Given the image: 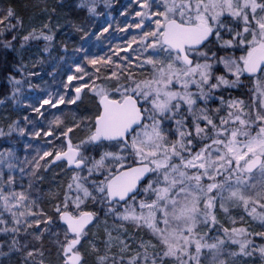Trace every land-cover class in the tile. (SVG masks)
Segmentation results:
<instances>
[{"label":"snow or ice","instance_id":"6c2138e0","mask_svg":"<svg viewBox=\"0 0 264 264\" xmlns=\"http://www.w3.org/2000/svg\"><path fill=\"white\" fill-rule=\"evenodd\" d=\"M133 2L121 12L132 15L117 28L122 36L104 37L111 24L93 34L107 50L89 39L63 92L29 105L47 121H30L31 135L49 138V147L22 161L10 148L0 152V234L17 251L21 234L41 244L54 236L59 264H87L88 255L93 264L264 261V0ZM79 7L96 14L91 0ZM22 27L14 6L0 7V36L12 33L4 49L18 52ZM20 40V49L43 41L47 51L55 32L49 21ZM8 79L15 100L23 81ZM245 89L248 102L233 96ZM86 91L89 114L69 125L59 106L76 105ZM53 166L67 179L48 191L45 208L33 181ZM26 257L45 264L42 248Z\"/></svg>","mask_w":264,"mask_h":264},{"label":"rangeland","instance_id":"374dc122","mask_svg":"<svg viewBox=\"0 0 264 264\" xmlns=\"http://www.w3.org/2000/svg\"><path fill=\"white\" fill-rule=\"evenodd\" d=\"M7 1L8 0H0V7L6 8ZM62 1L64 0H40L37 3L39 5L35 7L34 9V12L31 11L28 19L23 20V27L18 28L16 30L17 41L15 43V46L18 52H15V53L16 55L20 57L21 64L26 65V68L23 70L22 73L20 71H17L18 75L20 76L19 80L23 81V83L18 86L21 88V92L17 94V98L15 100L12 99L11 84H10L8 85L10 89L9 94L6 96H2L0 100L2 101V103H0V131H2L5 134H8L10 132V126L13 129H16L14 131H11L10 135H0V152H3L6 148H10L16 154L15 147L24 148L25 145H31V147H27V148L31 151L30 159H32V157L36 155L37 148L46 150L49 147L48 145H46V143H42L41 141L36 140V138L31 135V133L35 131L36 129L34 128L33 123H31L30 121H33L35 119V120H38V124H43L45 126L47 124V121L38 117L36 113L32 111V108L29 107V105L34 104L39 98H46V96L49 93H51L52 95H56L57 93H62L63 92L62 80L64 81L66 80V73L68 71L69 64L71 63L73 59H77V57L73 58L71 57V55H68V54L60 55L59 52L53 46V43L51 44V46L47 48V51H45L46 45H45V42L43 41H39V42L30 41L25 45L23 49H20V43H21L20 37H22L23 35H26L31 30V28L35 27L39 29L42 26V24L49 23V21H50V25L53 31L55 32V38L63 37L64 33L66 32L67 21H66V16L64 14L65 8L62 5ZM92 1L93 0H91V2ZM111 1L112 0H105V6L108 7L109 5H112ZM53 9H55V11H53ZM7 34L8 33L0 37H5ZM10 53H11V50L4 52L5 56ZM21 64H19L18 69L21 67ZM49 65L52 68H58V72H57V75H55V79L57 78L58 80H61V81L58 82L56 80L54 84L49 82L47 74L45 72L47 71V67ZM29 72L37 73V75L29 76L28 75ZM30 78H34L33 83L35 87H31V88L29 86L26 87V85L24 84L26 80L30 82L31 80ZM26 90H28V92L30 91L28 94H31V95H27V98L25 97L26 95L23 96V91L26 93ZM12 92H13V88H12ZM247 97L248 95H246V99ZM248 101L249 100H247L246 102ZM23 105L26 107H24L22 110H24L27 113H31V112L34 113L33 117L29 118V121H26L24 117L26 116L29 117L28 114L18 116V114L16 113V117H15V114L13 115L15 119L11 120V111L13 110V108L16 106H23ZM45 108L47 109L48 106H45ZM42 111L44 110L42 109ZM73 116L74 115L65 114V118H68L69 120H71V122L73 120ZM76 117L79 118L78 116ZM19 128L25 129L24 135H20ZM11 136L13 139L16 140L15 143H11ZM36 141L38 142L37 144L34 145ZM13 162L16 163V161H13ZM24 166L27 170L28 166L27 165H24ZM5 171H7V169H5ZM43 174H46V176H48V178L46 179L55 177V178H58L60 182L56 183V181L52 182V180H50L49 185L47 183L48 188H45V190L43 191L40 187L41 180L40 181L34 180L33 183L35 187L33 189V196L39 197L40 200H43L44 197L46 196L44 193L45 191H48L49 188H54L55 190H57L58 185L64 183L67 179V174H64V172L62 171L56 172L55 170H52V168L47 171L44 169H41L40 176L43 177ZM17 175H19L18 171H17ZM29 179L31 178L28 175H25V178H24L25 186H27ZM54 189L52 191H54ZM108 224L109 225L112 224L111 218H109ZM253 226L255 227V229L256 228L259 229L257 226L255 225ZM103 228H104V225L103 223H101L100 228H99L101 240L103 239V235H104ZM38 243L40 242L35 240L33 235L20 237L19 244L17 246L20 248L18 253L21 254L20 251H23L24 253L23 255L21 254V256L19 257L15 256L14 257L15 259H12V263L13 264H33V258H27L26 253L27 251L32 250L33 248H41V245L39 244L38 246ZM97 243L99 244L100 241L98 240ZM25 244L28 245L27 248L23 247ZM100 247H103V245L100 244ZM86 257L91 258L92 256L88 255ZM257 257L260 259L258 255ZM34 259L38 260L39 257H35ZM252 261H257V258L249 259V264H251Z\"/></svg>","mask_w":264,"mask_h":264},{"label":"trees","instance_id":"16d2710c","mask_svg":"<svg viewBox=\"0 0 264 264\" xmlns=\"http://www.w3.org/2000/svg\"><path fill=\"white\" fill-rule=\"evenodd\" d=\"M40 0H8L7 6L12 5L15 7L18 15L23 19L27 20L29 17V14L31 11L34 12L35 7H37L39 4H37ZM82 0H64L62 1V5L65 8V16L67 21V28L66 32L64 33L63 37L55 38L53 41V46L55 49L59 52L60 55H71V57L79 59V57L82 55L81 53L77 52L76 49H79L81 47L87 46V41L90 39L94 43L98 44L100 47H103V49L106 51L108 47V40L105 38H102L101 41H95V35L93 34H99V32L102 30L103 27L108 26V24H111L112 27L109 29V33H105L104 37H110V36H122L123 33H119L117 31L118 27H124L127 22H131L132 15L128 16H122L121 12L127 11L129 13L132 12V9L136 7L133 0H112V5H109L108 7L105 6V0H93L92 2L96 5V14H90L87 10V7H79ZM77 27H81L84 29V32L89 33V37H84V32L77 31ZM12 36V33H8L5 37H0V42H3L5 40H10ZM17 41V40H16ZM16 41L13 43L15 44ZM119 42V41H115ZM98 49H93V51H97ZM10 51L3 48V44L0 43V100L2 96H6L9 94V86L11 83L9 82L8 76L14 75L16 79H20V76L18 75V72L16 69H18L19 64H21V59L18 55H16L15 52L11 51L10 54L6 55L4 52ZM76 55V56H75ZM5 58L7 61H10L11 63H5ZM11 68L12 71L9 72L7 69ZM48 77V80L50 83L54 84L56 80L59 82L61 80L55 79V75H57L58 68H52L50 65L47 67V71H45ZM30 82L28 80L25 81L26 87L29 86V83L31 85H34L33 80L34 78H30ZM65 81L62 80V83ZM12 88L13 85L11 84V94H12ZM30 92V91H29ZM28 90H26V93L23 91V96L27 98V95L29 93ZM237 96L244 100H249L250 95L247 92V89L242 90L240 93H236ZM246 95H248L246 99ZM245 96V98H244ZM77 105L79 107H77ZM26 106H16L11 111V120H14L16 117V113L19 115L28 114L29 118H32L34 113H27L24 110H22ZM61 109H63L64 113L66 115H76L78 117L88 115L89 110L92 107L91 102V94L85 92V94L82 96V99L80 101H77L76 105H60ZM52 111H55L54 109ZM15 114V117L13 116ZM13 116V117H12ZM16 121V120H15ZM38 123V120H33ZM66 122L71 125V120L66 118ZM30 130V129H29ZM82 135L79 130L76 131V134L73 136L74 141ZM46 139L49 138H41L37 139L38 141H41L42 143H45ZM36 141L34 143L37 144ZM16 140L12 138L11 136V143H15ZM41 145V143H40ZM26 146V145H25ZM16 148V157H18L19 160H23L25 157L30 159V153L31 151L26 147H15ZM18 162V161H16ZM51 169V168H50ZM52 170H55L56 172L61 171L59 167H52ZM41 172V171H40ZM65 174V173H64ZM48 178L46 174H43V179L40 182V187L44 191L47 187V183L49 185V181L52 180V182L59 183L58 178ZM54 179V181H53ZM54 188H49V190H53ZM48 190V191H49ZM48 191H45V197L43 200H41V205L45 208L49 207L48 200H47V193ZM54 191H56L54 189ZM256 230H260L257 229ZM24 236L21 234L20 237ZM260 241L257 240V243ZM0 244H3L4 247L0 248V252L5 253L4 255H0V264H13L12 259H15L14 257L23 255V251H20L21 254L18 253L17 250L11 249V236H4L3 234H0ZM42 250L45 252V264H59V257L57 254V247L55 245V237L50 236L49 234H45L43 243L41 244ZM87 264H93L94 257L91 258L86 257Z\"/></svg>","mask_w":264,"mask_h":264},{"label":"flooded vegetation","instance_id":"af4514ba","mask_svg":"<svg viewBox=\"0 0 264 264\" xmlns=\"http://www.w3.org/2000/svg\"><path fill=\"white\" fill-rule=\"evenodd\" d=\"M237 92H234L233 95L237 96L236 95ZM257 258V261H252L251 264H264V261H261V259H259L257 256L255 258H252V259H256Z\"/></svg>","mask_w":264,"mask_h":264}]
</instances>
